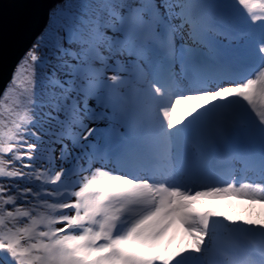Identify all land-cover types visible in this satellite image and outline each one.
<instances>
[{
	"label": "snow or ice",
	"instance_id": "6c2138e0",
	"mask_svg": "<svg viewBox=\"0 0 264 264\" xmlns=\"http://www.w3.org/2000/svg\"><path fill=\"white\" fill-rule=\"evenodd\" d=\"M0 264H264V0L51 7L0 92Z\"/></svg>",
	"mask_w": 264,
	"mask_h": 264
},
{
	"label": "water",
	"instance_id": "95a60500",
	"mask_svg": "<svg viewBox=\"0 0 264 264\" xmlns=\"http://www.w3.org/2000/svg\"><path fill=\"white\" fill-rule=\"evenodd\" d=\"M60 0H0V92Z\"/></svg>",
	"mask_w": 264,
	"mask_h": 264
},
{
	"label": "rangeland",
	"instance_id": "374dc122",
	"mask_svg": "<svg viewBox=\"0 0 264 264\" xmlns=\"http://www.w3.org/2000/svg\"><path fill=\"white\" fill-rule=\"evenodd\" d=\"M243 204H246V206L242 209L241 206ZM222 211L227 214H231V215H248L249 213H251L253 218L260 217L262 213V209L260 205H250L244 201H234V200H229V201L224 202L222 206Z\"/></svg>",
	"mask_w": 264,
	"mask_h": 264
},
{
	"label": "bare ground",
	"instance_id": "6f19581e",
	"mask_svg": "<svg viewBox=\"0 0 264 264\" xmlns=\"http://www.w3.org/2000/svg\"><path fill=\"white\" fill-rule=\"evenodd\" d=\"M226 200H228V199H225L224 201H222V203L225 202ZM245 206H246V204H243V205L241 206L242 209H243Z\"/></svg>",
	"mask_w": 264,
	"mask_h": 264
}]
</instances>
